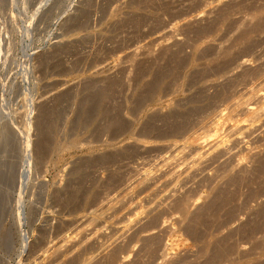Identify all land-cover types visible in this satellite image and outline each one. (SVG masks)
<instances>
[{"label": "rangeland", "instance_id": "rangeland-1", "mask_svg": "<svg viewBox=\"0 0 264 264\" xmlns=\"http://www.w3.org/2000/svg\"><path fill=\"white\" fill-rule=\"evenodd\" d=\"M263 88L264 0H0V264H264Z\"/></svg>", "mask_w": 264, "mask_h": 264}, {"label": "bare ground", "instance_id": "bare-ground-1", "mask_svg": "<svg viewBox=\"0 0 264 264\" xmlns=\"http://www.w3.org/2000/svg\"><path fill=\"white\" fill-rule=\"evenodd\" d=\"M242 60H243V59H242ZM243 61H244V60H243ZM243 61H242V62H243ZM244 62H245V61H244ZM242 66H243V65H242ZM243 67H244V66H243ZM258 78H259V77H258ZM262 81H263V80H262ZM262 83H263V82H262ZM262 83H261V84H262ZM262 85H263V84H262ZM263 90H264V88H263ZM262 93H263V92H262ZM256 97L260 98V97H262V96H261V95H257ZM93 98H94V97H93ZM262 98H263V97H262ZM56 99H57V98H56ZM59 100H60V98H59ZM243 104H244V103H243ZM252 107H253V106H252ZM39 108H40V107H39ZM240 108H241V107H240ZM42 109H43V108H42ZM42 109H41V110H42ZM243 109H244L246 112H253V110H252L250 107H245V106H244ZM253 109H254V107H253ZM41 110H40V111H41ZM238 110H239V109H238ZM241 110H242V109H241ZM49 112H50V111H49ZM240 112H241V111H240ZM39 113H40V112H39ZM247 114H248V113H247ZM253 114H254V113H253ZM255 114H256V113H255ZM255 114H254V115H255ZM38 115H39V114H38ZM41 116H42V114H41ZM39 117H40V116H39ZM42 117H44V116H42ZM256 117H257V116H256ZM38 120H39V119H38ZM40 120H41V119H40ZM235 122H236V121H235ZM246 122H247V121H246ZM231 124H232V123H231ZM236 124L239 125L238 123H236ZM244 124H245V123H244ZM250 124H251V123H250ZM250 124H249V125H250ZM233 126H235V125H233ZM237 128L239 129V127H237ZM244 128H245V127H243V130H244ZM249 129H250V128H249ZM239 131H242V128H241V130H239ZM219 139H220V138H219ZM43 140H44V139H43ZM43 140H42V141H43ZM218 141H219V140H217V142H218ZM43 143H44V142H43ZM214 143H215V142H214ZM218 144H219V142H218ZM39 145H41V144H39ZM198 145H199V144H197V148H198ZM215 145H216V144H215ZM216 146H217V145H216ZM41 147H43V146H41ZM44 147H45V146H44ZM44 147H43V148H44ZM195 147H196V145H195ZM218 147H219V145H218ZM218 147H217V148H218ZM39 148H40V147H39ZM193 148H194V146H193ZM193 148H192V149H193ZM214 148H215V147H214ZM222 148H223V147H222ZM200 149H201V148H200ZM215 149H216V148H215ZM215 149H214V151H215ZM219 149H220V148H219ZM195 150H196V148H195ZM216 150H217V149H216ZM44 151H45V150H44ZM44 151H43V152H44ZM200 151H201V150H200ZM220 151H221V153H222V150H220ZM224 151H225V150H224ZM192 152H193V151H192ZM196 152H197V151H196ZM198 152H199V151H198ZM198 152H197V153H198ZM26 153H27V155H28V152H26ZM194 153H195V152H194ZM219 153H220V152H219ZM39 155H40V154H39ZM195 156H196V157H195V160L198 161L197 159H198L200 156H198V155H195ZM197 156H198V157H197ZM25 157H26V156H25ZM26 158H27V157H26ZM201 158H202V157H201ZM23 161H26V160H23ZM27 161H28V159H27ZM193 162H194V161H193ZM28 164H29V163H28ZM237 164H238V163H237ZM195 201H196V200H195ZM6 233H7V232H6ZM1 235H2V233H1ZM6 238H7V237H6ZM24 239H25V238H24ZM1 240H2V239H1ZM7 241H8V240H7ZM7 241H6V242H7ZM4 242H5V241H4ZM0 244H1V243H0ZM4 244L6 245V243H4ZM1 246H2V245H1ZM3 247H4V246H3ZM56 247H57V246H56ZM54 249H55V248H54ZM57 249H59V248H57ZM0 250H1V249H0ZM1 255H2V254H1ZM122 262H123V261H122ZM39 263H40V262H39Z\"/></svg>", "mask_w": 264, "mask_h": 264}]
</instances>
